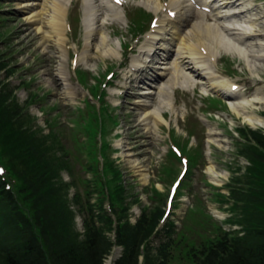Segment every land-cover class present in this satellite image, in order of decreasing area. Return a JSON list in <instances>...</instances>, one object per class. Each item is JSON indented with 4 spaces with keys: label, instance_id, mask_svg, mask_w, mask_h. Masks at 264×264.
<instances>
[{
    "label": "rangeland",
    "instance_id": "374dc122",
    "mask_svg": "<svg viewBox=\"0 0 264 264\" xmlns=\"http://www.w3.org/2000/svg\"><path fill=\"white\" fill-rule=\"evenodd\" d=\"M1 1L3 2V0ZM127 1L130 4L128 11L131 12L132 10L133 13L137 9L143 8L141 10H144L143 6L138 5L139 0ZM251 1L256 10L264 11V0ZM146 11L144 16L149 13L146 20L148 23L152 13L150 12L151 10L146 9ZM80 13L81 10L76 9L71 15L75 17ZM139 13L135 12L132 19L135 20ZM22 15L24 13L17 15L18 19H14L16 20L14 22L3 23V18L0 19V59L2 63L7 65L10 71L9 78L5 77L3 71L0 73V78L5 79L9 83L6 84L5 82L1 84L0 81V93H4L3 88L6 85H10L11 88H15V93L21 104H24L28 100L31 101L29 111H24L28 114L25 117L23 113L22 120L18 119V122L22 123L21 125L24 128L30 127L29 133H37L36 136L38 138L49 134V139H46L47 145H50L51 141L55 139L57 154L65 156V159H63L65 162L63 169L59 170L58 168L56 172L58 173V178L62 180L67 189L64 187V196L67 198L66 203L70 210L76 213V227L78 231L83 232V218L82 214H79L82 205L81 201L86 200L88 196L86 192L89 189V185L91 184V188H94L92 181L98 180L99 177V173L97 175L94 174L92 170H89V167L93 165L97 168L100 167L101 170L105 166L103 160L97 163L95 159L89 156L92 153L91 151L96 147L90 150L87 139H94L91 137L87 138L85 127L88 130L87 123L90 122L94 124L95 128L103 126L104 123L107 131L109 125L113 123V117L116 114H114L113 110H109L111 106H105V103H102L105 107L98 109L97 114L93 106L87 109V100H91V104L96 107L100 104L95 94H92V90L84 89L74 74L72 75L74 85L70 84L75 90L74 103H71V100L69 106L64 104V99L58 96V92L62 88L60 79L53 73L48 77L49 82L48 79L45 80L42 74V71L46 68L55 69L58 60L56 50L49 48L48 52L43 51L39 45V35L33 27H29L27 22L21 18ZM0 16H3L1 12ZM122 22L123 24L113 27L115 29L114 34L116 35L113 34V39L120 38L123 44H126V40H129L130 43H127L129 46H136L137 43L134 42L135 39L133 40L135 35L133 36L134 31L132 30L128 14L126 20ZM258 28L259 32L264 33V23L258 25ZM67 48L69 49V46ZM70 51V57L66 56L65 63L72 73L71 57L74 51L71 49ZM97 53L99 52H95L96 58L92 60L95 67L87 71V81L85 82L86 86H84L88 88V86L93 85L95 89L96 86L98 87V91H101V89L109 91L112 86L125 79L122 73H119V68L116 67L119 65L118 60L112 61L111 59L114 58L104 59L103 56L100 57ZM125 58L127 61L124 65L127 67L130 65L131 54L120 60H125ZM81 65L80 69L86 67L84 64ZM218 67L224 75L229 76V79L241 84V89H245L244 92L249 97L252 96L258 86L263 87L264 85V68L259 70L260 75H255L249 69L246 62L242 61L239 57L223 53ZM65 70L67 71L68 69L65 68ZM111 70L116 72L115 77L112 80H106L105 76ZM49 83L50 87L48 86ZM245 85L246 88L243 87ZM202 90L201 86L195 87V91L193 88L189 89V91H182L178 88L176 90V100L178 103L176 107L180 109L178 110V120L175 119L173 111H168L166 114L172 123L171 129L173 128L174 133L182 139L188 140L187 146L199 149L203 155V158L201 155L199 156L200 160L197 165H193V169H190L191 166L189 165L187 172V175H189H186L183 180L185 184L182 189V196L178 199L177 209L173 211V216L170 218L176 220L178 230L183 232L184 229V233L189 239L195 238L196 240L198 236L201 237L197 232L203 233L206 230L204 228L205 224L209 229H218L220 226H223V229L230 228L231 225L226 223V218L230 214L235 216V213L230 207L231 203H220L219 199L225 202L223 193H228L229 189L227 186L232 182L231 178L243 173L246 170V166H248V161L238 153L249 142L241 139L236 132V128H252L250 124L243 121L241 116H238L231 109L229 110L224 107L223 102L219 98L214 97V99H210L203 96ZM123 99L125 100L126 96ZM108 100L112 101L109 97L104 98L103 101L108 102ZM218 101H221V104ZM184 105H186L187 109L183 108ZM255 106L257 108L254 110L264 117V103ZM116 112H119L120 125L118 127L115 126L111 130L108 140H110L112 148L115 149L117 148L115 140L120 137L124 138V141L130 143L128 146L130 149L124 152L119 149L116 154L112 150L108 157L111 161L115 157H118L115 159L116 163L123 170V175H121V179L118 181L124 186V197L127 200L126 205L130 206L129 208H132V211H140L144 208L151 209L153 206H160L164 209L170 187L174 179L177 178L178 172L183 168L182 162L177 159L172 161V158L171 160L169 159L170 155H167V151L173 147L172 139H170L172 136L170 135V130L162 124L157 132L147 133L144 126L139 122V109L136 105L130 104V102L126 103L125 108L121 107ZM203 118L212 119L210 122L220 132V134L216 135L220 139V141L216 142V145L215 143H211L212 145L210 144L209 146L207 142L208 122L204 121ZM262 130L264 131V127ZM120 131H123V133L117 137L114 136L116 133H120ZM189 135H193L190 140L188 138ZM199 151L196 150L195 152L199 153ZM208 151L211 153H208ZM128 153H131L132 156L128 157ZM111 154L113 155L112 157ZM133 159L137 160L140 168H137L132 163ZM167 165L173 166V171L167 172ZM210 166H213V170H210ZM141 168L144 170L139 171ZM142 173L146 174L148 178L146 181H144ZM215 173H217L221 181H216L213 178ZM126 205L121 209L125 208ZM104 206L108 210L110 208L109 202L105 201ZM235 228H239V226ZM191 243H193V240ZM182 253L179 250L177 252L179 255ZM177 254L172 264H187V261H184Z\"/></svg>",
    "mask_w": 264,
    "mask_h": 264
},
{
    "label": "trees",
    "instance_id": "16d2710c",
    "mask_svg": "<svg viewBox=\"0 0 264 264\" xmlns=\"http://www.w3.org/2000/svg\"><path fill=\"white\" fill-rule=\"evenodd\" d=\"M3 90L0 164L6 171L0 174V264H103L113 247L105 234L106 229L113 228L112 218L106 214L101 218L103 224L96 226L94 206L84 208L86 230L81 238L75 227V213L57 180L56 171L63 160L57 155L55 139L47 145V135L38 138L37 133L30 134V127L24 128L18 122L23 113L25 117L28 114L26 108L18 103L12 89L7 86ZM240 133L249 143L239 154L250 164L244 173L233 176L229 185L235 213L229 221L240 225L243 234L222 227L209 229L205 224L206 230L197 232L201 237L181 247L186 241L183 233L171 237L173 227L167 225L168 239L154 247L147 241L163 210H146L132 224L124 219L126 209L116 207L119 202L115 198L116 240L124 246L115 264H140L142 253L144 264H170L180 248H184L181 257L187 264H264V135L256 131L250 135L244 130ZM100 209L104 212L103 207Z\"/></svg>",
    "mask_w": 264,
    "mask_h": 264
},
{
    "label": "bare ground",
    "instance_id": "6f19581e",
    "mask_svg": "<svg viewBox=\"0 0 264 264\" xmlns=\"http://www.w3.org/2000/svg\"><path fill=\"white\" fill-rule=\"evenodd\" d=\"M71 1L21 0L18 5V8L28 13L27 20L41 33L40 43L43 46L53 43L61 56L69 39L66 30ZM204 1L211 3L212 0ZM138 2L156 13L166 10V14L156 20L155 30L147 35L141 53L132 56V66L127 71L128 78L145 66H153L151 62L154 55H162L161 66L157 68V76L163 79L162 83H151L134 101L141 110L139 121L147 133H155L162 124L167 123L165 112L176 109V89H187L196 82L201 83L206 93H222L230 109L241 116L244 122L254 127H264V117L254 110L257 108L255 105L264 103V85L258 86L249 97L243 91H233L232 87L237 83L223 76L217 68L218 58L227 53L239 57L253 74L260 75L259 70L264 68V33L259 32L258 25L264 23L263 10H256L250 0H215L209 19L207 13L193 9L188 0ZM172 10H175V17L169 16L168 12ZM102 13L106 15L104 18L100 16ZM107 19L125 20L117 4L109 0H85L86 42L84 49L78 53V61L90 63L91 50L99 51L102 55L100 47L104 49V56L120 55L117 46L108 39L102 27ZM94 39H99V42L94 43ZM59 73L63 75L61 68ZM111 93L114 104H118L119 89ZM155 96L156 103L152 100ZM212 124L208 125L209 144L220 141L216 137L220 132ZM118 146H123V142L120 141ZM127 156L132 154L128 153ZM132 163L140 168L137 160L133 159ZM210 170H213V166H210ZM142 176L146 181V174L142 173ZM213 178L219 180L217 173Z\"/></svg>",
    "mask_w": 264,
    "mask_h": 264
}]
</instances>
